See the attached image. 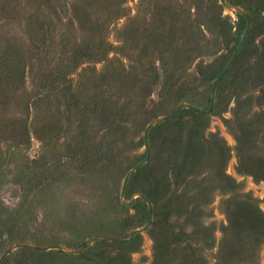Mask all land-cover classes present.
Instances as JSON below:
<instances>
[{"label": "rangeland", "instance_id": "1", "mask_svg": "<svg viewBox=\"0 0 264 264\" xmlns=\"http://www.w3.org/2000/svg\"><path fill=\"white\" fill-rule=\"evenodd\" d=\"M225 1L0 0V264H264L211 141L264 213V0ZM238 8L211 112L160 119L207 109ZM190 130L211 191L174 178Z\"/></svg>", "mask_w": 264, "mask_h": 264}, {"label": "trees", "instance_id": "2", "mask_svg": "<svg viewBox=\"0 0 264 264\" xmlns=\"http://www.w3.org/2000/svg\"><path fill=\"white\" fill-rule=\"evenodd\" d=\"M264 55V53H263ZM262 60H264V56H262ZM199 117H204L203 115H198ZM202 134L199 133L197 130H190L187 135V140H185L184 147L182 149V154L179 160L175 161L173 164V171H174V178L175 180L179 181L181 184H183V191L186 189V183L190 181L198 182L199 186H205V180L207 177H204L206 174H203L200 170L195 168L193 165V153L191 152V144L203 137H200ZM212 135V142L215 144L217 149V154L220 158V162L218 165V168L215 171V179L213 180V183L216 184L218 188L220 189H226L230 192V196L222 200V205L225 207V211L227 212V215H230V212L233 211V208L236 209H242L246 211L248 214H252L257 222L256 231L264 230V213L261 212L259 209H255L254 203L255 198L252 196H249L247 193L242 192L239 190V183L232 178L230 175H228L223 165L225 163V160L227 159L228 153H229V146L226 144L224 139L219 136L218 134H211ZM196 138V139H195ZM195 139V140H194ZM209 140L205 139V142H208ZM206 187V191H211V189L208 186ZM245 212V213H246ZM233 222L230 220L229 216V227L232 226ZM227 228H223L224 236L226 234ZM228 241V239H223ZM227 257L228 255H231L229 251L226 253ZM186 256H184L183 259H185ZM231 264V263H226Z\"/></svg>", "mask_w": 264, "mask_h": 264}, {"label": "water", "instance_id": "3", "mask_svg": "<svg viewBox=\"0 0 264 264\" xmlns=\"http://www.w3.org/2000/svg\"><path fill=\"white\" fill-rule=\"evenodd\" d=\"M219 1H220L221 5H222L223 7H225V8H231V7H233L231 4H229V3L226 2L225 0H219ZM238 10L241 12V14H242V15L244 16V18H245V26H244V29H243V31H242V34H241V36H240V38H239V41H238V43H237L235 49H234L233 52L230 54L229 58L227 59V61H226L225 64H224V66L222 67V69L220 70V72L217 74V76L214 78V80H213V82H212L211 89H210V101H209V105H208L207 109H206V110H200V109H198V108H196V107H194V106H191V105H189V104L184 103V104H180V105H178V106L175 108V110H173L172 112H170V113H168V114H165V115L161 116L160 119L165 120V119L171 118V117L174 116L179 110H181L184 106H186V107H188V108H191L193 111H195V112H197V113H200V114H209V113L211 112V110H212V108H213V104H214L216 84H217V82L221 79V77L224 75V73L227 71L228 67L230 66L231 62L233 61V59H234V57H235L237 51L239 50V48H240V46H241V44H242V42H243V39H244V37H245V35H246V33H247V30H248V28H249V25H250V20H249V16H248V14H247L245 11H243L242 9H239V8H238ZM152 123H153V122H150V123L146 126V128H145V130H144V132H143V137H142V139H143V144H144V148H145V155H144V157H143V159H142L141 161L137 162L134 166H132V167L128 170V172L125 174V177H124V179H123V183H122V187H121V195H122V193H123V189H124V186H125V182H126V179H127V176L129 175V173H130L132 170H134L135 168H137L138 166H140L142 163H144V162L148 159V157H149V145H148V140H147V132H148L150 126L152 125ZM129 203H130V202H128V204H129ZM148 208H149V219H148V222H147V223H146L141 229H139V230H144V229H146L147 226L149 225V222H150V219H151V204H150L149 202H148ZM136 231H137V229H136V230H133V231L131 232V235H132L133 233H135ZM86 245H87V244H85V246H86Z\"/></svg>", "mask_w": 264, "mask_h": 264}]
</instances>
